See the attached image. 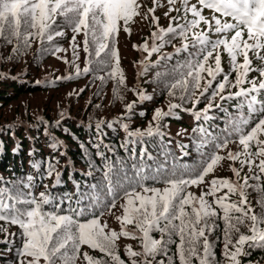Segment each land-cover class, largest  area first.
<instances>
[{"label": "snow or ice", "instance_id": "6c2138e0", "mask_svg": "<svg viewBox=\"0 0 264 264\" xmlns=\"http://www.w3.org/2000/svg\"><path fill=\"white\" fill-rule=\"evenodd\" d=\"M177 2L167 0L169 7L164 16L169 19V24L165 28L160 26V18L155 15L157 8L163 6L161 0H152V6L144 13L141 12L143 5L140 0H0V39L7 44L15 41L13 53L20 54L31 47L33 41L40 42L41 53L55 55L66 52L67 49L59 46H43L45 41L51 45L55 37L65 35L64 31L55 30L59 27L57 20L62 18L73 33V59L70 63L75 66V76L70 74L61 79L86 75L93 71L92 65H96V71H104L105 75H95L94 78L102 83L106 79L116 81L117 87L113 92L120 100L123 96L119 86L125 85V77L120 68L117 38L121 30L131 34L130 25L136 22L137 17L143 20L150 18L155 27L150 35L151 43L146 38L143 44L133 45L147 53L139 61L141 71L138 75H144L150 67L160 65L161 61L171 60L174 54L188 53L187 58L183 62L178 61L173 68V78L165 83L168 96L180 103L169 102L167 111L155 109L145 129H132L129 123L124 122L131 120L136 101L125 105V114L117 121L125 132V140L120 147L128 151L129 145H140L139 159L136 148L132 147L129 158L134 163L128 169L124 161L117 158L113 162L98 151L96 155L103 158L102 169L90 160L86 175L92 176L93 170L102 171V179L90 185V192L79 193L75 206L69 195L59 199L53 196L47 191L48 185L44 186L46 191L34 195L32 189L35 185L31 175L16 180L0 176V221L18 226L22 241L19 247H15L14 241H4L9 244V252L15 248L16 261H9V264H77L81 255L86 264H125L117 251V241L121 237L141 241L140 251L126 245L130 264H165L164 259L157 260V257H166L167 264H175L177 257L179 264H193V258L198 264H221L214 252L216 241L209 239L220 227L217 221L221 220L222 254L228 264H242L240 258L250 256V250H264V212L256 214L247 199L248 188L264 193L261 183L264 176V139L261 138L264 135V99H258L264 93V66L254 67L249 55L253 53L257 60L264 63V0H197V3L179 0L181 8L175 7ZM205 9L212 11L211 18L202 14ZM173 11H182L183 15L171 16ZM181 19L183 23H179ZM202 22L207 25V30L200 28ZM210 33L218 38L212 39ZM245 33L247 39L244 38ZM80 34L84 37L82 50L86 54L83 69L76 63L80 48L77 36ZM176 39L181 40V46L173 45L175 53L162 52ZM190 48L195 52L189 51ZM221 48L230 60L227 72L221 66ZM154 53L159 54L158 59L155 64H150L149 58ZM239 56L243 57L242 63L237 60ZM65 63L69 61L65 60ZM233 72L234 82L230 80ZM250 72H258L262 79L259 82L255 78L249 80ZM167 75L157 73V80ZM221 75L222 79L217 80ZM245 84L250 87H244ZM230 88L238 90L225 95V90ZM133 91L141 102L152 98L142 89ZM239 97L243 98L237 105L239 115L232 116L220 134L213 135L202 125L193 128V133L197 134L194 138L195 151L200 156L195 164L180 163V158L173 157L169 166V154H165L161 163L143 146L148 143L147 138L154 141L159 137L162 140L167 135L162 121L166 117H176V109L189 112L197 121H209L212 119L209 111L214 106L221 107V104L215 103L217 98L223 102ZM202 98L208 103L198 111L196 105ZM187 103H191L192 107L184 108ZM63 115L61 113V117ZM56 123L59 124V121ZM101 123L96 124L98 130ZM108 126L111 127V123ZM234 143L238 144L240 151L229 149V145ZM49 147L57 151L62 142L53 137ZM80 147L87 155V148L83 144ZM19 148L20 145H17L15 150ZM187 148V145H180L182 157L189 156ZM108 150L113 151L111 148ZM225 150L226 154L222 155ZM60 155L65 153L60 152ZM145 157L153 160L155 166L148 165ZM224 161L233 162L229 167L236 179L213 176L206 181ZM235 162H239V168L234 166ZM42 163L34 161L32 167L39 170ZM58 164L59 160L54 157L47 162V176L52 177L55 173L53 188L61 183ZM245 166L252 175L241 177ZM250 180L257 183L250 184ZM156 184H163L164 187L154 186ZM201 185H206L207 191H201L199 196L188 190ZM76 188L79 192L78 183ZM224 189L227 191L223 195H217ZM233 195L239 199L231 200ZM208 197H212L211 201ZM118 199L124 200L120 206L123 213L116 217L120 223L119 232L109 229L106 221L101 223L105 212L111 214ZM65 200L68 201L67 208L62 207ZM259 203L264 208V195ZM129 225H133L135 231H130ZM242 225L248 228L250 234L240 232ZM0 232L7 233V228L0 226ZM152 232H159L160 238L155 239ZM234 233H238L235 241ZM10 235L17 236L16 233ZM174 236L179 238V243L173 239ZM219 239L216 238L217 241ZM172 244H176V251L169 255ZM85 245L98 250L103 256L97 258L87 251L81 253Z\"/></svg>", "mask_w": 264, "mask_h": 264}, {"label": "trees", "instance_id": "16d2710c", "mask_svg": "<svg viewBox=\"0 0 264 264\" xmlns=\"http://www.w3.org/2000/svg\"><path fill=\"white\" fill-rule=\"evenodd\" d=\"M149 2V3H148ZM143 5L141 12H146L148 7L152 6V0H140ZM162 7L157 8L155 15L158 16L159 24L161 27H167L169 19L164 16L168 11L167 0L161 1ZM190 3H197V0H190ZM181 8L178 0L176 6ZM204 16L211 18L212 11L205 9L202 13ZM171 16L183 15L182 11L177 13L175 11L170 13ZM219 15V14H217ZM189 18L191 15L189 14ZM230 20V18H228ZM181 19L179 23H183ZM58 28L55 30H62L65 32L63 37H55L51 45L47 41L44 47L59 46L67 49L66 52L56 53H41V44L39 41H33L31 47L23 50L20 54L12 52L16 46L15 41L12 44H7L4 40L0 39V176L6 180L26 179L28 175L33 177L35 187L32 189L33 194L38 196L40 192L46 191L45 185H48L47 191H50L53 196L59 198L69 195L72 197V204L75 206V200L79 198V193L90 192V185L96 184L102 179V171L93 170V175L88 176L86 173L89 171V161H93L95 166L102 169L103 158L96 155V153L103 152L113 162L117 158L125 162L128 169L131 168L134 161L130 159L131 148L135 147L137 152V160L139 159L140 145H129V150L126 151L120 145L125 140V132L118 121L120 117L125 114V105L136 101V106L133 109L131 120H126L132 129L147 128L149 121L152 120L154 110L157 108L168 110L169 102L180 103L178 99L170 98L165 88V83L170 81L173 68L177 62H183L187 56V52L174 54L173 58L169 61H161L160 65L150 67L148 71L140 76L141 71L136 68L139 61L138 56H143L141 60L147 56V53L139 51L133 45H141L146 38L155 30L151 23V19L143 20L141 17L136 18V22L130 25L131 34L120 31L118 36L117 48L119 50L120 68L125 77V85L119 86L120 95L123 99H117L114 95L113 89L117 87V82L112 79H106L101 82L95 79V75L103 76L104 71H96V65H92L93 71L86 75H80L73 79H61L68 75L75 76V66L70 62L73 59L72 55V31L71 28L65 24L62 18L57 20ZM201 29L207 30V25H200ZM232 33L229 34V38ZM212 39L218 38L214 33H210ZM83 34L77 36V41L80 42L79 60L76 61L80 68L83 69L86 59V54L82 50ZM245 39L247 35L245 33ZM191 43V41H189ZM175 47L181 46V40L176 39L172 44L166 45L162 52L175 53ZM189 51L195 52V49L190 48ZM250 59L253 61L254 67L264 66V63L257 60L253 53H250ZM159 54L154 53L149 58L150 64H155ZM11 57V59H9ZM68 60L69 63H65ZM238 62H243V57L237 58ZM211 62V61H210ZM221 66L225 72L230 69V60L226 52L221 48ZM157 73H168L167 76H161L157 80ZM255 78L257 82L262 79L258 72H250L248 79ZM222 79V75L217 80ZM230 80L234 82L235 73L230 76ZM36 81H40L39 84ZM215 83V82H214ZM244 87H250L245 84ZM143 90L152 98L143 102L139 101L137 95L133 91ZM83 90V91H81ZM237 88H230L225 90V95L229 91L235 92ZM198 94V93H197ZM258 99H264V93ZM243 100L242 97L234 98L226 101H219L215 103L221 104L220 108L215 106L209 111L208 115L212 117L209 121L201 119L197 121L193 115L182 109H176V117H166L162 121V125H166L163 130L167 135L161 138H147L148 143L143 145L147 151L151 153L156 161L161 163L165 160V154L168 155V165L170 166L173 157L180 158V163L189 165L195 164L200 160L199 154L195 151L194 138L197 134L193 133V128L202 125L208 129L213 135H218L221 130L225 129L228 120L232 116H238L239 112L237 105ZM208 103L207 99L202 98L201 102L196 105V110H202ZM184 108H191L192 104H184ZM143 112L145 115L141 116ZM247 115V108L244 109ZM63 113V117H61ZM59 121V124L56 122ZM100 124L99 130L96 127L98 122ZM111 123V127H109ZM55 137L62 142V147L54 151L49 147L51 139ZM264 139V135L261 136ZM83 144L87 148L88 153L85 154L84 150L80 147ZM99 144L97 148L95 145ZM187 145L186 151L189 156L182 157L180 145ZM17 145H20L19 150H15ZM111 148L113 151H109ZM229 149L232 151H240L241 148L238 144H230ZM209 149H205L208 151ZM60 152L65 155L61 156ZM227 150L222 152L225 155ZM31 153V155L29 154ZM58 159L57 171L61 175V183L53 188L55 182V173L52 177L46 174L47 162L52 158ZM34 161H43L39 170L32 167ZM71 161V163H69ZM145 161L148 165H154L153 160ZM258 163V160L256 161ZM233 164L231 161H225L224 169L220 170L219 166L215 172L210 174L207 180L213 176L220 178H229L235 180L236 177L230 170L229 165ZM235 167L239 168V162H235ZM255 172L256 169L254 168ZM131 175V172H129ZM245 175H252L247 166L241 172V177ZM241 182H243L241 180ZM80 185L79 192L77 191L76 184ZM250 184H256V181L250 180ZM264 185V176L261 180ZM156 187L163 188V184H156ZM195 195L199 196L201 191H207L206 185L199 187L193 186L188 189ZM227 190L224 189L217 195H223ZM264 193L254 190L253 188L247 189V199L256 214L264 212V208L259 203L261 196ZM211 201L212 197H208ZM231 200L236 201L239 199L237 195L230 197ZM84 203H88L85 201ZM124 203L123 199H118L116 207L112 209L111 214L105 212L101 218V223L105 221L109 229L120 231V223L116 219L117 216L122 215L123 210L120 207ZM47 207V206H46ZM62 207H68V201ZM222 215V213H221ZM220 227L209 237L210 240L216 241L214 252L216 259L221 264H228V261L223 257V221H217ZM3 225V223H0ZM130 231H135L133 225L128 226ZM240 232L250 234L248 228L240 226ZM14 230L7 228V233H0V264H9V261L15 262V248L11 252L8 251L9 244L4 241H14L15 247L21 246L17 238L11 236ZM151 235L155 239L160 238L159 232H152ZM220 237L217 241L216 238ZM238 238V233L233 234V241ZM176 243H179V238L174 236ZM126 245H131L133 250H141V241L139 239H130L121 237L117 241V251L125 264H130L129 258L126 255ZM169 255L176 251V244L169 246ZM247 247V246H245ZM87 251L89 255L100 258L103 256L98 250H92L86 245L82 246L81 253ZM202 251V249H201ZM251 255L248 257H241L242 264H264V250H250ZM139 259V258H136ZM164 259L167 264L166 257H157V260ZM59 264V262H58ZM77 264H86L81 259ZM175 264H179L178 257ZM193 264H198L193 258Z\"/></svg>", "mask_w": 264, "mask_h": 264}, {"label": "rangeland", "instance_id": "374dc122", "mask_svg": "<svg viewBox=\"0 0 264 264\" xmlns=\"http://www.w3.org/2000/svg\"><path fill=\"white\" fill-rule=\"evenodd\" d=\"M161 1H166V0H161ZM149 3V2H148ZM212 15H210V17H211ZM143 56H138V61H140L141 60V58H142ZM137 68V67H136ZM138 70H139V68H137ZM224 166H225V161L224 162H222V164L219 166V169L220 170H222V169H224ZM0 223H3V225H0V226H3V227H6V228H9V229H11V230H14V233H16L17 234V236H16V238H17V244H18V242H22L21 241V239L19 238V233H20V229H19V227L18 226H14V225H10V224H6L4 221H0ZM1 233V232H0Z\"/></svg>", "mask_w": 264, "mask_h": 264}]
</instances>
